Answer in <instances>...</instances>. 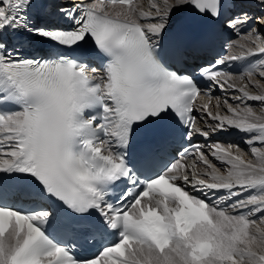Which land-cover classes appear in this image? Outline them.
Instances as JSON below:
<instances>
[{"label": "snow or ice", "instance_id": "1", "mask_svg": "<svg viewBox=\"0 0 264 264\" xmlns=\"http://www.w3.org/2000/svg\"><path fill=\"white\" fill-rule=\"evenodd\" d=\"M41 6L0 0V264H264V116L251 106L227 105L224 115L201 106L217 121L212 131L234 129L251 146L256 162L231 145L210 146L226 174L200 145L192 146L190 165L183 157L158 159L164 141L138 156L129 147L139 127L170 117L189 137H208L193 116L198 83L168 69L160 40L175 13L219 19L225 0H149V10L137 0H73L55 4L56 19L47 24L32 15ZM241 24L250 46L240 44L229 59L264 56V0H247L229 21L233 29ZM27 38L54 54H31ZM90 44L102 72L85 56L69 55ZM182 54L178 47L175 55ZM200 74L234 88L237 100L264 102L260 81L257 95L235 83L264 79V59L238 77L214 66ZM216 195L229 202L221 206L210 199ZM46 201L71 217L63 234L75 239L52 234L57 220ZM105 235L114 239L95 255L74 251Z\"/></svg>", "mask_w": 264, "mask_h": 264}, {"label": "bare ground", "instance_id": "2", "mask_svg": "<svg viewBox=\"0 0 264 264\" xmlns=\"http://www.w3.org/2000/svg\"><path fill=\"white\" fill-rule=\"evenodd\" d=\"M148 1L149 0H137V2L142 5L144 10H149V2ZM241 1H242L241 7H243L245 2H247V0H241ZM118 9H119V6H117V9H114V10H118ZM183 13H184V11H179L173 15L170 27L175 21H177L183 15ZM240 44H245L246 46H250L248 44V42L245 40V38H242L239 42L236 43L234 50H233L234 54L240 53V51H241V49L239 48ZM234 77H236V76H234ZM256 77L260 78L258 75H256ZM253 78H252V83L249 82L247 77H245V79L243 81H240L237 79L235 81V83H236L237 87H243L244 84H248L249 86H248L247 90L252 95L261 94V89L256 88L254 86V84H255V81L261 80V82H263L264 79L260 78L258 80H254ZM225 88H228L227 85H225ZM228 90L230 92H233L230 96H228V100L224 101V99L213 98L210 110L214 114H216V113H218L220 115L226 114L227 113V105H232L233 107H238V108H243L244 105H248V106H251L253 108V110L256 112L257 115L264 116V111H262V107H264V102H262V101H248V100L241 101V100H237V99H235V97L239 96L241 94L239 92H237L234 88H228ZM225 102H227V103H225ZM206 103L207 102H204L201 99L198 100V102H197L198 108L201 110V106L203 104H206ZM236 103H239V105H237ZM217 105H219V107H217ZM201 115L202 116H201V119H199V121H201L202 124L199 123V125H197V127L201 128L202 130H206V131L209 130L210 131L211 130L210 125H215L217 123V121L212 120L211 117L208 116L207 113L204 111H202ZM225 130H233V129L226 128ZM257 146H259V145L257 144ZM236 147H237V149L233 150L234 154L241 156L245 161L256 162L255 157L250 152L251 146L249 144H247V142H246V144H238ZM238 147H239V149H238ZM212 161H213V164L220 170L221 174H226L225 173V167L222 166L219 161H217L215 158ZM191 163L192 162H189L188 164L190 165ZM199 170L202 172L204 170L203 166H201V168Z\"/></svg>", "mask_w": 264, "mask_h": 264}, {"label": "rangeland", "instance_id": "3", "mask_svg": "<svg viewBox=\"0 0 264 264\" xmlns=\"http://www.w3.org/2000/svg\"><path fill=\"white\" fill-rule=\"evenodd\" d=\"M149 2V1H148ZM236 77H238V76H236ZM254 78V80H258V79H260V78H258V77H256V75L255 76H253ZM260 83L261 84H264V80H263V82H261V80H260ZM238 84V83H237ZM237 105H239V103H236ZM245 106H247V105H244L243 107H245Z\"/></svg>", "mask_w": 264, "mask_h": 264}]
</instances>
